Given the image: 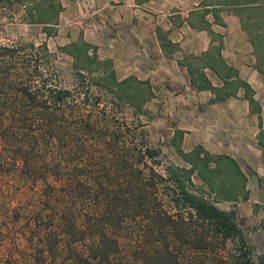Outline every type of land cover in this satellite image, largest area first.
<instances>
[{
	"label": "trees",
	"instance_id": "obj_1",
	"mask_svg": "<svg viewBox=\"0 0 264 264\" xmlns=\"http://www.w3.org/2000/svg\"><path fill=\"white\" fill-rule=\"evenodd\" d=\"M202 2L238 16L263 72L264 0ZM60 8L59 0H0V30L18 18L41 23L49 35L47 23ZM84 45L59 47L82 68L91 60ZM54 57L44 40L0 41V264H264L234 210L189 187L194 170L209 186L213 174L244 180L232 156L176 144L190 165L168 162L158 170L161 149L138 128L143 124L118 120L91 88L121 92L134 76L118 80L103 68L93 78L75 70L78 86H58ZM181 133L176 128L171 139Z\"/></svg>",
	"mask_w": 264,
	"mask_h": 264
},
{
	"label": "rangeland",
	"instance_id": "obj_2",
	"mask_svg": "<svg viewBox=\"0 0 264 264\" xmlns=\"http://www.w3.org/2000/svg\"><path fill=\"white\" fill-rule=\"evenodd\" d=\"M70 2L68 14L63 12L65 6H61L60 10L63 11L59 10L62 15L58 24H53L56 22L54 19H50L47 23L50 28L49 35L41 30V23H27L18 20V18L4 22L0 30V41L17 39L21 41L32 40L38 43L44 40L48 49L55 53L54 64L57 68V76L52 79V82L65 87L77 85H75V70H79L89 77L98 78L103 68L113 69L108 55L112 53L110 47H113L114 42L118 41L109 38L93 39L92 41H96L100 46L97 48V54L100 58L90 57L91 60L85 62L86 66L82 68L79 65H83V62L78 60L75 68L72 57L59 46L70 44L68 42L71 41V38L67 37L68 30H76L79 25V18L89 15L92 6H89V0H85L84 5L81 3L82 0H70ZM81 12H85V15ZM91 28L99 33L100 30H108L109 26L106 25L105 18L100 16V19L97 20L96 18V22L91 24ZM75 44L80 47L78 39ZM127 46L131 49V52L129 50L130 60L127 59L126 64L122 62L114 66L118 71L116 77L118 80L129 75L134 77L120 85L123 88L121 92L118 86L114 87V92H111L91 83V88H95L94 92L101 100L99 105L101 102H105L107 107L111 108L113 115L118 120L123 119L130 128L136 127L137 123L143 124L142 127L138 128H143L151 144L161 149L160 162L156 165L160 171L168 162L186 167L190 165L177 154L175 151L176 144H179L185 151L195 145H201L211 154L226 153L232 156L242 171L244 180L241 179L237 184H234L237 175L233 172L213 174L212 186H209L198 177L194 170L191 174L189 187L193 192L201 194L218 207L234 210L235 218L239 222L246 240L252 246V254L263 253L264 176L262 174L264 162L255 155V141L250 133L245 134L248 132L241 129L235 120L211 118L205 104L184 101L182 97L190 90L184 87L187 84L186 78L180 76L181 73L178 70L175 72L177 77L174 79H168L167 76L162 77L159 69L154 67L153 56L146 48L143 40H127ZM252 49L255 58V49ZM89 51L94 54L92 48H89ZM124 67L130 68V73L121 76ZM89 69L91 70L89 71ZM255 74L263 79L259 88L264 90V72H255ZM116 90L121 99L117 97ZM176 128L181 129V137L172 140L171 136ZM242 131L245 133L243 134ZM242 137L247 141L244 140V142L239 143V140L243 139ZM250 140L252 143L249 142ZM213 141L215 143L217 141L216 148ZM208 164L212 165V162ZM226 190H230L231 197L225 198L223 196ZM244 193H246L245 198H243ZM225 250H232L230 241L225 243Z\"/></svg>",
	"mask_w": 264,
	"mask_h": 264
},
{
	"label": "crops",
	"instance_id": "obj_3",
	"mask_svg": "<svg viewBox=\"0 0 264 264\" xmlns=\"http://www.w3.org/2000/svg\"><path fill=\"white\" fill-rule=\"evenodd\" d=\"M82 1L84 5L85 0ZM70 3V0H60L61 6H65L64 11H60L68 14ZM88 3L92 10L89 15L81 12L85 16L77 21L76 30H68L67 37L71 41L66 48L71 49L78 39L79 44H86L87 56L100 58L97 54L100 46L92 40H118L110 47L112 53L108 55L117 76L114 66L130 60L127 40H143L162 77L174 79L178 70L180 76L186 78L184 87L190 90L182 99L205 104L211 118L235 120L248 132L242 131L243 134L250 133L255 141V155L264 162L261 146L264 141V90L259 88L263 79L255 74L264 71L255 68L253 47L235 13L202 0H89ZM60 11L54 25L60 22ZM100 16L105 18L109 28L97 33L91 24ZM129 73L130 68L124 67L120 75ZM242 82L250 89L246 90ZM242 138L239 143L246 140ZM213 145L216 148L217 141Z\"/></svg>",
	"mask_w": 264,
	"mask_h": 264
}]
</instances>
